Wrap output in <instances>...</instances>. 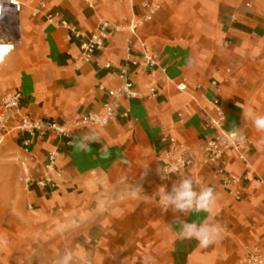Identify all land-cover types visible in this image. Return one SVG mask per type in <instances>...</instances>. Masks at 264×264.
Masks as SVG:
<instances>
[{
  "label": "crops",
  "instance_id": "1",
  "mask_svg": "<svg viewBox=\"0 0 264 264\" xmlns=\"http://www.w3.org/2000/svg\"><path fill=\"white\" fill-rule=\"evenodd\" d=\"M153 1L47 0L48 11L81 37L26 8L20 44L0 45V99L19 91L22 112L70 130L40 136L13 123L0 134V264H60L68 252L70 264H245L255 249L264 261V132L253 124L264 115V0H160L145 20L143 4ZM103 20L121 29L81 59V43ZM144 46L153 66L143 64ZM122 69L136 96L120 95L105 126L78 124L114 99L108 90L121 86ZM218 113L245 140L249 167L234 151L222 172L205 161L208 122ZM90 130L99 142L77 151L72 142ZM170 136L185 152L172 148ZM104 144L108 159H101ZM184 154L192 164L162 179ZM181 175L214 189L210 212L161 208L159 187L170 192ZM229 175L241 178L231 191L223 184ZM180 220L217 224L219 238L202 248L179 234Z\"/></svg>",
  "mask_w": 264,
  "mask_h": 264
},
{
  "label": "built area",
  "instance_id": "2",
  "mask_svg": "<svg viewBox=\"0 0 264 264\" xmlns=\"http://www.w3.org/2000/svg\"><path fill=\"white\" fill-rule=\"evenodd\" d=\"M91 3V0H85ZM134 1V0H130ZM160 7V0H154L153 2H146L143 4L145 14L143 18L149 20L152 15ZM24 10V3L20 0H0V44L3 45H19L21 36V14ZM34 15H44L47 19L54 24L66 27L70 29L75 36L81 37V33L70 25L65 19H57V16L48 11L47 0H40L33 8ZM138 20L132 17L129 23V28L134 31L137 27ZM121 29V25L118 23H112L106 20L100 22L97 30L90 35V37L81 43L80 58L84 60L90 59L94 51L104 47L105 40L108 38L111 31H118ZM143 64L146 66H153L156 62V57L150 48L144 46ZM126 71L122 69L120 77L124 78L123 83L118 89L108 90V94L114 99L112 101L105 102L100 112H91L83 115L78 124L83 125H96L105 126L114 117L117 99L120 95L127 98L135 97L136 92L133 89V83L126 79ZM179 89H185V85H178ZM22 94L19 91L6 94L0 100V130L6 127V123L10 120L14 124V128L22 131L35 134L36 132L40 136H44L47 133H53L58 136L68 137L70 130L64 124H60L56 121H40L32 119L28 114L21 111ZM107 120L106 124H99L97 120ZM224 114L218 113L216 117H213L208 122V127L213 130V135L208 138L203 144L204 159L207 163L215 165L219 168L220 172L223 171L224 156L228 151H234L238 154L240 160L244 162L245 167H249V163L246 160L241 149L245 140L234 131H229L224 126ZM55 126V127H54ZM168 142L174 150L185 152V145L179 142L175 137L170 136L167 138ZM56 162V153L50 152L47 157V163L45 170L51 171L54 169ZM192 164V159L188 156L181 155L176 162L166 165L165 168L169 170H176L170 172L167 177L176 175L185 170ZM243 179L245 177H242ZM29 181L30 179L27 178ZM49 179L46 177L43 180L38 181L39 185H44ZM241 178L229 175L224 179V186L232 190L234 184H238ZM235 194L238 193L235 191ZM245 264H264L262 258H260L257 249L250 253Z\"/></svg>",
  "mask_w": 264,
  "mask_h": 264
},
{
  "label": "clouds",
  "instance_id": "3",
  "mask_svg": "<svg viewBox=\"0 0 264 264\" xmlns=\"http://www.w3.org/2000/svg\"><path fill=\"white\" fill-rule=\"evenodd\" d=\"M99 124H106L107 120H97ZM253 124L257 131L264 132V115L256 116ZM55 127V126H54ZM99 142V135L95 130H90L83 136L75 139L72 143L74 148L80 152L90 151V146L93 143ZM110 145L104 144L100 148L101 159H108ZM176 170H169L164 168L161 178L167 177L170 172ZM158 197L160 206L163 210L171 209L174 213H179L183 216L189 214H199L201 212H210L216 205L217 196L213 188L205 187L198 189L195 182L190 177L182 176L179 182L174 183L171 191H167L165 186L158 189ZM179 234L186 239H194L202 248H207L216 243L219 238L221 228L217 224L209 223L207 221H187L180 220L178 223ZM73 257L71 253H66L60 260V264H70Z\"/></svg>",
  "mask_w": 264,
  "mask_h": 264
},
{
  "label": "rangeland",
  "instance_id": "4",
  "mask_svg": "<svg viewBox=\"0 0 264 264\" xmlns=\"http://www.w3.org/2000/svg\"><path fill=\"white\" fill-rule=\"evenodd\" d=\"M20 1H22V0H20ZM40 0H33V1H27V2H25V1H22L23 3H24V9H29V12H30V15L32 16V17H38V16H41V14H38V15H34L33 14V8L35 7V5L39 2ZM24 11V10H23ZM1 82H6V80H2V81H0V83ZM4 97V96H3ZM2 97V98H3ZM1 98V99H2ZM0 99V100H1ZM11 122L12 121H8L7 123H6V127L5 128H3V129H1L0 130V134H4L10 127H12L13 126V122H12V124H11ZM1 173V172H0ZM4 191L6 190V187L3 189ZM69 253V252H68Z\"/></svg>",
  "mask_w": 264,
  "mask_h": 264
},
{
  "label": "bare ground",
  "instance_id": "5",
  "mask_svg": "<svg viewBox=\"0 0 264 264\" xmlns=\"http://www.w3.org/2000/svg\"><path fill=\"white\" fill-rule=\"evenodd\" d=\"M0 45H3V44H0Z\"/></svg>",
  "mask_w": 264,
  "mask_h": 264
}]
</instances>
